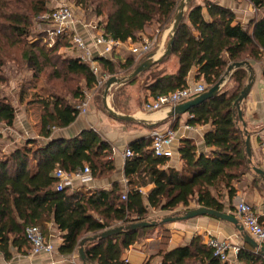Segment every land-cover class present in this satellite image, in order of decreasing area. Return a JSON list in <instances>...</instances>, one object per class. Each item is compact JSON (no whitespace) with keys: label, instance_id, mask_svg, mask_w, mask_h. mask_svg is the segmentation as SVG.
Segmentation results:
<instances>
[{"label":"trees","instance_id":"16d2710c","mask_svg":"<svg viewBox=\"0 0 264 264\" xmlns=\"http://www.w3.org/2000/svg\"><path fill=\"white\" fill-rule=\"evenodd\" d=\"M248 1L257 15L245 25L237 21L235 12L228 7L213 0H204V3L193 0L173 47L172 55L178 59V69L172 74H157L145 86L150 94L157 97L187 87L189 73L194 67L197 68L196 79H202L208 90L221 79L230 63L263 61L264 0ZM29 2L0 0V68L9 58L8 50L22 46L20 61L31 71L32 78H44L51 68L49 82L71 75L83 78L85 86L68 95H61L59 90L49 87V96L39 100L42 105L40 134L46 141L35 144L28 139L12 146L7 157L0 155V255L10 261L14 250L28 254L32 243L26 234L27 227L39 226L49 240L48 224L53 222L63 233L57 253L70 258L68 264H130L123 259L126 250L144 241L152 230L165 223L101 237L104 231L135 222L154 221L156 217L150 213V208L173 212L179 207L188 208L194 202L223 212L225 206L221 198L225 190L232 199L236 194L233 182H240L253 170L245 144L246 134L234 104L247 83V70L239 68L233 72L229 81L235 82L236 89L232 93L224 88L189 111L188 126H212L205 135L206 145L215 147L209 154L199 153L193 140L183 139L179 148L183 167L179 170L166 168L169 158L154 154L152 138L138 139L129 146L133 156L125 160L126 191L120 183H115L111 189H95L88 194L70 189L59 191L56 168L72 172L89 166L93 178H101L115 171L114 150L93 128L84 129L73 138L54 136L55 130L66 128L77 119L85 91L100 88L98 76L73 46L71 34L59 37L52 47L43 43L42 36L48 24L43 22L37 29L32 20L50 13L53 7L48 8L47 0ZM24 3L29 4V8H25ZM77 3L90 13L89 17L98 20V29L105 36L121 42L140 41L141 34L153 24L163 30L172 23L178 7L176 0H77ZM205 8L210 19L205 18ZM31 36L36 37L34 43L28 41ZM61 47L73 48L69 56L62 58ZM115 53L113 51L111 57L95 58L101 75L126 74L136 67L134 54L124 58ZM137 78L127 85L135 84ZM15 120L13 104L0 94V121L13 127ZM177 126L171 128L176 130ZM147 185L153 187L147 193L146 202L141 188ZM92 235L98 238L85 243L86 259L83 261L79 257L80 242ZM170 236V230L163 228L161 264H231L216 256L214 249L200 236L187 246L167 250ZM73 256L77 261H71ZM237 264H264V256L246 244L238 251Z\"/></svg>","mask_w":264,"mask_h":264},{"label":"crops","instance_id":"0c3cea01","mask_svg":"<svg viewBox=\"0 0 264 264\" xmlns=\"http://www.w3.org/2000/svg\"><path fill=\"white\" fill-rule=\"evenodd\" d=\"M213 1L232 9L236 14L237 21L245 25L257 15V10L248 0ZM204 15L206 19H210L206 8L204 9ZM149 28H146V31L141 34L142 37H146V34L149 33ZM86 32L84 31V28L81 30V33H84L85 37L88 36V33ZM157 47L159 49L156 52L161 54L163 46ZM115 54L122 55L124 58L132 55L128 49L116 51ZM111 56L112 54L108 55V57ZM250 63L254 67L256 78L248 97L242 102L241 109L244 121L246 122V130L251 138L252 165L264 169V149L262 148V143L264 142V60L250 61ZM178 66L179 63L177 57L172 55L169 60H166L155 67V71L163 73V71L167 69L168 71L165 73L172 74L177 71ZM196 75L197 68L194 67L189 73L187 80L188 85L204 83L202 79L197 80ZM120 86L124 87V85ZM127 86L130 87V91L127 92L126 98L123 102V107H120L119 109L114 106V108L119 113L129 114L136 117L138 120L137 122L117 120L110 116L106 110L105 112L96 111L94 114L87 112L83 113L81 111L77 119L71 125L54 131V136L57 138H73L82 130L93 128L105 141L111 144L114 150L113 158L115 162V171L112 174L105 175L101 178H93V180L87 184H81L80 181H76L74 188L70 190L88 194L95 189H111L115 183H120L122 190L126 191L128 189V184L124 175V165L126 160L124 158V152L134 141L143 138H150L152 131L155 129L163 130L170 128L173 125H178L176 127L177 139L173 147L174 155L169 158L166 168L170 167L179 170L183 167L184 162L182 161L179 153V148L183 139L188 138L193 140L198 147L199 153L204 152L209 154L215 149V147H208L205 143V135L212 129L210 124L190 127L187 125V121L190 117L189 112L181 115L180 117L169 118L167 117V113L170 108H164L154 112L146 111L144 108L145 103L153 98L150 91L147 88L143 89L144 84H140V82ZM224 88L232 93L236 89V84L235 82L228 80ZM31 100L32 98L30 101ZM30 101H28V104L31 105H28L26 109L23 110V115L20 114L18 116L16 114L14 131L21 132L22 137L27 140H34L35 144L44 143L46 140L40 134L42 105L38 101L36 103H31ZM106 112L107 116H105ZM150 123L155 125L151 126L149 125ZM241 127L243 128V126ZM11 147L12 143H10L9 146L5 145L2 148L5 154L1 155L0 152V155L7 157ZM6 151H8V153ZM32 162L35 166L37 165L36 161ZM233 186L236 189L235 196L232 199H229L227 195L228 191L225 190L226 194L221 198V202L225 206L223 212L230 213L238 218L236 205L241 199H244L246 202L255 207L260 216V220L264 224V179L254 170H250L240 182L237 180L234 181ZM152 187L153 185H147L141 188L146 202L147 193L152 189ZM225 192L223 191V193ZM191 206H194V208L199 207L193 202L187 209H192L193 207ZM156 212H159V210L150 208V213L155 214ZM48 227L49 240L55 245L57 253V249L63 241V233L58 230L57 226L53 222H50ZM163 228L168 229L171 232L167 250H171L178 246H187L195 237L198 236L203 238L204 243H208L210 235L221 240L227 239L232 245L229 258V262L231 264H237V254L234 253L233 247L242 248L246 246L242 233L237 230L234 224L213 216L203 215L188 220L167 222L163 225V227H157L148 234L144 241L138 242L126 250L123 259L127 260L130 264H146L148 261L153 264L161 263L162 257L160 253L162 249L161 236ZM49 256L50 255L48 254L34 256L30 251H28V254H23L14 250V257L10 261L5 260L3 255H0V264H68L70 262V258L61 255L56 257L58 261L54 260L53 262H50ZM76 258V256H73L72 260L74 261Z\"/></svg>","mask_w":264,"mask_h":264},{"label":"built area","instance_id":"2783aa9c","mask_svg":"<svg viewBox=\"0 0 264 264\" xmlns=\"http://www.w3.org/2000/svg\"><path fill=\"white\" fill-rule=\"evenodd\" d=\"M46 22L47 28L44 30L42 40L44 43L52 47L57 39L61 36H72V43L79 49L83 60L90 64L94 74L98 76L97 86L101 87L106 77L100 74V67L96 63L95 58L98 56L107 57L113 51L128 49L137 59L145 58L152 52L157 43V38L149 39L142 37V41L121 42L105 36L100 30L96 35H89V40L83 36L80 30V21L76 16L73 6L68 3L57 4L52 8V11L43 15L38 25ZM84 27H87L84 25ZM207 86L204 83H196L188 85L185 88L174 90L167 94H161L153 97L145 103L146 111L154 112L164 108H172L177 104L185 102L195 96L205 92ZM2 125L0 121V132ZM153 150L156 156L171 158L174 155V143L177 139V131L174 128L155 129L151 133ZM264 149V142L262 143ZM133 156V152L127 148L124 152V158ZM55 176L58 179L57 190L62 191L72 189L76 181L81 184H87L93 180L92 171L89 166L67 172L62 168H56ZM126 198V195L123 196ZM236 212L239 221L244 226L245 230L261 245L264 244V224L260 222V216L255 207L250 203L241 199L236 205ZM26 234L32 243L31 254L34 256L48 254L52 255L56 252L54 244L47 240L42 229L39 226H29L26 229ZM208 245L214 249V254L222 260H229L231 243L227 240H221L214 236H209ZM239 247H233L234 253L238 254ZM260 252L257 250V253ZM125 262H128L125 260ZM161 264V263H158Z\"/></svg>","mask_w":264,"mask_h":264},{"label":"rangeland","instance_id":"374dc122","mask_svg":"<svg viewBox=\"0 0 264 264\" xmlns=\"http://www.w3.org/2000/svg\"><path fill=\"white\" fill-rule=\"evenodd\" d=\"M27 1H37V0H27ZM47 6L48 8H52L57 6V4H63V3H68L73 6V10L76 14V16L79 19L80 23V29L84 31H88V36L90 35H96L99 32L98 26L99 22L98 20H95L93 17H89L90 13L88 14L84 7L80 4L77 3V0H47ZM177 3L179 4L181 0H176ZM196 3H204V0H194ZM29 2V3H30ZM25 8H29V4L24 3ZM30 12V9H28ZM187 12V11H186ZM36 17V16H35ZM33 18L32 22L35 23L36 28L39 29L41 28L42 25H38L37 23L39 22L40 18ZM86 25L87 27H84ZM172 23L163 30H159L158 26L156 24L151 25L148 30L149 33L146 34V37L149 39L157 38V43L154 45L155 47L153 48L152 52L157 51L159 48L157 46H163V50L166 47L167 41L169 39V30L171 27ZM84 36V33H82ZM86 36V38L89 40V37ZM28 41L30 43H34L36 41V37L31 36ZM142 41V39L140 40ZM44 43V41H43ZM45 44V43H44ZM56 43H54L55 45ZM46 45V44H45ZM53 45V46H54ZM66 46V45H62ZM70 46V45H68ZM74 46V45H73ZM73 48V47H71ZM71 48L67 47H61L60 48V57H67L69 56V52L71 51ZM22 46L17 47V48H11L8 50V59L4 63V67L0 68V94L1 96L7 98V100L13 104L14 108H16V114L19 116L20 114L23 115V110L26 109L28 105V101L32 98L30 101L31 103H36L37 101L41 100L42 98H47L50 94L49 87H53V89L59 90V93L61 95H68L71 91L79 88H84L85 86V81L83 78L80 76H71L69 75L68 77L64 79H52L51 82L48 81V71H51L52 69L49 68L45 75L43 76L44 78L42 79H35L31 77V71L28 70L27 68L24 67V65L21 64V54H22ZM122 56V55H120ZM126 56V55H125ZM108 57V56H107ZM123 57V56H122ZM171 58V57H170ZM169 58V59H170ZM137 59V58H136ZM167 59V60H169ZM143 59H137V64ZM61 61V60H60ZM166 61V60H165ZM164 61V62H165ZM156 68L153 67L150 70L142 73L138 78L137 82H140V84H144L143 89L145 88L146 85H148L153 78L159 74L158 71H155ZM168 71L165 69L166 72ZM129 73H119L115 76L117 77H125ZM103 77H106L109 79V75H104ZM102 84L100 88H96L93 90H86L85 91V100L83 103L80 104L81 111L84 113H96V111H103L105 112V108L103 106V92L105 89V82ZM46 81V82H45ZM124 87L120 85H114L109 94H108V102L110 106L115 110L114 106L116 108L123 107V102L126 98L127 92L130 91V87ZM143 91V90H142ZM28 100V101H27ZM145 101V100H144ZM37 105V104H35ZM34 105V106H35ZM144 105V104H143ZM38 106V105H37ZM36 106V107H37ZM117 111V110H116ZM118 112V111H117ZM105 115V114H104ZM107 116V112L106 115ZM2 132H0L1 139H0V152L1 155L5 154V152L2 150V148L7 145L9 146L10 143H12V146L16 145L17 143L20 144L24 142L25 138L22 137L21 132L14 131V126L13 127H7L5 126L2 122ZM19 135V136H18ZM4 143V144H3ZM4 145V146H3ZM11 150V149H10ZM8 153V151H6ZM10 152V151H9ZM6 153V154H7ZM194 208V206H191ZM196 208V207H195ZM188 209L184 207H179L176 211L173 212H168V211H160L154 213H151L154 215L153 217H156L154 221L163 222V219L167 217H175L179 215H184L186 214V211ZM175 212H180V214H175ZM58 253H53L52 255L49 256V261L53 262L58 261L56 257H58ZM73 262V260H72Z\"/></svg>","mask_w":264,"mask_h":264},{"label":"water","instance_id":"95a60500","mask_svg":"<svg viewBox=\"0 0 264 264\" xmlns=\"http://www.w3.org/2000/svg\"><path fill=\"white\" fill-rule=\"evenodd\" d=\"M192 1L193 0H181L180 3L178 4V7L175 12V16L172 21V25L169 30V34H168L169 39L167 41L164 51H162L161 54H158L156 51L151 52L145 58H143V60H141L136 65L134 70L130 72L127 76L119 78L114 75V76L109 77V79L106 80L105 89L103 92V106L110 116H112L113 118L117 120H121V121H127V122H137L138 121L136 117L132 115L122 114L114 110L108 102V94L114 85H125L131 80L139 77L142 73L150 70L153 66L163 63L165 60L169 59L172 56L173 47H174L175 40H176V35L178 33L180 25L182 24L185 18L186 11L190 7ZM239 68H245L247 70L248 80L234 104L238 111V117L242 123L244 133L246 134V140H245L246 149H247V153L249 157V162L252 163L251 138H250V135L248 134V131L246 130V122L244 121L243 112L241 109L242 102L248 97L250 91L252 90V87L254 85L255 78H256L254 67L252 66L250 61L243 60V61H236V62L230 63L226 71L224 72L223 76L221 77V79L214 86H212L205 92L195 96L194 98H191L185 102H182L170 108V110L167 113V117L169 118L180 117L181 115L188 113L193 107L199 105L205 100H208L216 96L218 93H220L223 90L227 81L231 79L233 72ZM149 125L154 126L155 124L150 123ZM252 169L264 179V169L263 168L253 165ZM203 215L213 216L215 218L225 220V221H228L234 224L237 230H239V232L242 233L244 242L250 245L252 248L259 250L260 253L264 256V245H261L257 240H255L245 230L244 226L240 224L239 219L230 213L218 211L215 209H210L205 206H199L197 208H192L188 210L186 214L182 216L167 217L163 219V222L167 223V222L177 221V220H188V219L195 218L198 216H203ZM156 224H157L156 221H151V222L150 221H140V222L131 223L126 226L122 225V226L114 227V228L104 231L101 234V237L112 236V235L123 232L125 229H138V228L155 226ZM97 238H98V235H92V236L84 237L81 240L80 248H79V257L81 260L85 261L86 259L85 248H84L85 243L87 241L95 240Z\"/></svg>","mask_w":264,"mask_h":264}]
</instances>
